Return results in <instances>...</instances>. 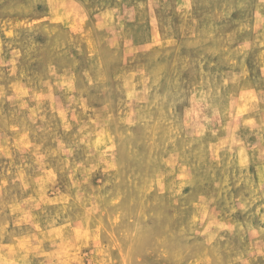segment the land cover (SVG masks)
<instances>
[{"label": "rangeland", "instance_id": "374dc122", "mask_svg": "<svg viewBox=\"0 0 264 264\" xmlns=\"http://www.w3.org/2000/svg\"><path fill=\"white\" fill-rule=\"evenodd\" d=\"M0 264H264V0H0Z\"/></svg>", "mask_w": 264, "mask_h": 264}]
</instances>
